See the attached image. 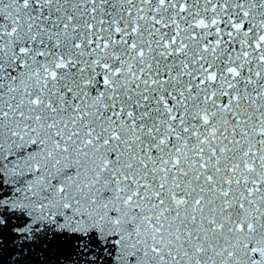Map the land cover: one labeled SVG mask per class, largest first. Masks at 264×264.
I'll use <instances>...</instances> for the list:
<instances>
[{"label":"snow or ice","instance_id":"6c2138e0","mask_svg":"<svg viewBox=\"0 0 264 264\" xmlns=\"http://www.w3.org/2000/svg\"><path fill=\"white\" fill-rule=\"evenodd\" d=\"M0 264H264V0H0Z\"/></svg>","mask_w":264,"mask_h":264}]
</instances>
